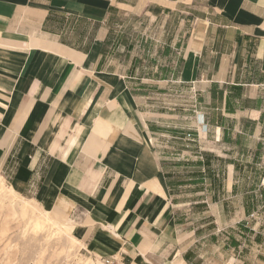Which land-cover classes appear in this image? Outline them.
I'll return each mask as SVG.
<instances>
[{
    "label": "crops",
    "instance_id": "1",
    "mask_svg": "<svg viewBox=\"0 0 264 264\" xmlns=\"http://www.w3.org/2000/svg\"><path fill=\"white\" fill-rule=\"evenodd\" d=\"M121 12L169 17L181 36L113 60ZM188 86L200 133L260 158L246 144L264 143V0H0V174L99 259L193 264L164 161L163 137L181 133L150 108Z\"/></svg>",
    "mask_w": 264,
    "mask_h": 264
},
{
    "label": "rangeland",
    "instance_id": "2",
    "mask_svg": "<svg viewBox=\"0 0 264 264\" xmlns=\"http://www.w3.org/2000/svg\"><path fill=\"white\" fill-rule=\"evenodd\" d=\"M170 21L163 16L154 21L115 14L109 24L112 59L129 64L141 56L143 40L178 39L179 25L169 31ZM200 94L199 88L173 87L152 96L150 105L154 114L166 115L160 120L167 130L181 133L163 137L164 161L173 172V204L184 218L183 230L194 241L192 263L264 264V143L246 144V151L258 150L260 158L240 159L234 158L231 145L217 141L215 133L212 138L209 132L201 134ZM0 264L103 262L72 236L65 220L13 190L0 174Z\"/></svg>",
    "mask_w": 264,
    "mask_h": 264
},
{
    "label": "built area",
    "instance_id": "3",
    "mask_svg": "<svg viewBox=\"0 0 264 264\" xmlns=\"http://www.w3.org/2000/svg\"><path fill=\"white\" fill-rule=\"evenodd\" d=\"M200 124H202V126L204 127V131H205L206 129H205V124H204L203 118H202ZM102 262H103V264H120L116 259L111 258V257L102 259Z\"/></svg>",
    "mask_w": 264,
    "mask_h": 264
}]
</instances>
